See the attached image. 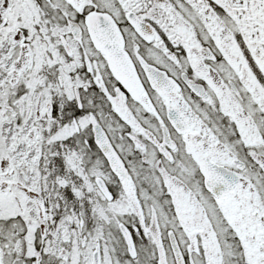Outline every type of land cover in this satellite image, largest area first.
Instances as JSON below:
<instances>
[{
  "label": "snow or ice",
  "instance_id": "1",
  "mask_svg": "<svg viewBox=\"0 0 264 264\" xmlns=\"http://www.w3.org/2000/svg\"><path fill=\"white\" fill-rule=\"evenodd\" d=\"M0 264H264V0H0Z\"/></svg>",
  "mask_w": 264,
  "mask_h": 264
}]
</instances>
